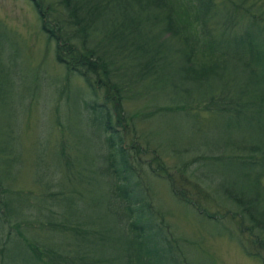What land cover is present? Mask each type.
Masks as SVG:
<instances>
[{"label":"trees","instance_id":"trees-1","mask_svg":"<svg viewBox=\"0 0 264 264\" xmlns=\"http://www.w3.org/2000/svg\"><path fill=\"white\" fill-rule=\"evenodd\" d=\"M29 2L62 71L59 94L66 91L83 154L71 163L57 148V159L36 177L41 192L16 188L28 166L20 158L21 120L0 129L2 264L23 258L21 245L35 264H192L166 232L146 175L166 182L176 200L207 221L237 227L229 239L264 264V135L234 134V119L264 114V0ZM16 44L0 52L5 75L16 71ZM168 114L190 117L200 133L220 118L225 130L196 145H164L153 122ZM143 160L145 172L137 169ZM100 183L105 202L89 207L84 197ZM13 195L25 204L13 203Z\"/></svg>","mask_w":264,"mask_h":264},{"label":"rangeland","instance_id":"rangeland-1","mask_svg":"<svg viewBox=\"0 0 264 264\" xmlns=\"http://www.w3.org/2000/svg\"><path fill=\"white\" fill-rule=\"evenodd\" d=\"M263 11L264 6L262 7ZM0 23L6 27H0V52H7L14 43H18L16 44L18 47L15 49V51L18 50V53L14 59L17 65L16 71L5 75L2 72L3 64L0 61V129L5 131L8 119L12 118L11 120L15 121L16 118H19L21 120L19 121L22 125V129L20 127L22 137L20 158L23 165L27 164L28 166H25L16 188L38 192L41 184L36 181V177L42 174L39 170L45 166V163L57 159V148L63 150L62 160L68 162V156L72 163L76 155L82 157L83 152L79 150L83 147L80 146L81 142L78 137L75 138L71 132L73 113L72 109L67 107L66 91L59 94L62 83L58 82V79H60L62 71L60 67L53 64L51 48L46 44V39L40 31L39 20L29 0H0ZM9 76L18 88H10ZM22 76L25 78L23 86ZM37 76L39 80H36ZM81 105L78 111L84 113L85 109ZM204 117L209 119L206 115L201 119H206ZM234 120L236 122L234 129L236 138L250 139L264 135V114L240 117ZM223 122L224 120L219 118L210 125L205 124L202 127L203 131L200 130L202 133H200L190 117L181 114H168L153 122V130L157 132L156 142L164 145L181 146L189 142L196 145L202 141V136L216 135L215 137H217L220 129L225 130L221 125ZM87 134L89 133L87 132ZM92 135L96 138L99 146L101 138L99 135ZM99 148L101 149L100 146ZM84 151L94 158L92 150ZM88 158L92 160V158ZM145 160L140 163L142 167L137 168L139 171H147V161ZM30 165H33L36 173ZM73 168L77 174L80 168L72 167V170ZM68 170L70 171V169ZM131 180L136 182L133 178ZM146 181L153 191L151 194L155 209L161 210L165 215V224L168 225L166 232L176 240V245L181 247L180 256L182 254L188 256L187 258L192 264H212L214 261L215 264H262L261 261L246 256L238 244L229 239L230 236L237 233V227L230 225L229 221H225L221 225L209 222L197 214L194 209L176 200L166 182L152 176L149 177V175H146ZM262 183L264 184V178ZM85 185L89 187L90 184ZM76 187L77 185L73 184L67 185L66 188L68 191H73ZM104 191V184L93 185L85 195L84 201L89 204V207L92 202L96 201L103 206L102 203L105 202L106 196L101 193ZM68 197L75 199V196L68 195ZM26 200L22 195L11 197V201L19 205L25 204ZM66 207V205H62V208ZM92 210L93 213H98L94 208ZM103 214L105 215L104 212ZM102 218L108 220L105 216ZM8 230L12 233L10 235V239H12L14 231L7 226L4 233ZM41 233L43 234V231ZM62 239L60 238V242ZM12 245L9 240L6 247L10 250ZM19 248L22 249L24 257L30 261L29 264H35L25 247L21 245ZM113 249L115 250V248ZM19 252L20 249L17 253ZM110 254H113L111 250L107 252L106 249L102 252L105 258H110ZM23 258L10 259L9 264H22ZM0 264H2V259ZM113 264H121V261L113 262Z\"/></svg>","mask_w":264,"mask_h":264}]
</instances>
